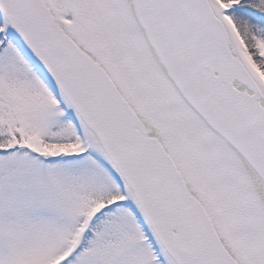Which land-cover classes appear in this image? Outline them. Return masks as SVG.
Listing matches in <instances>:
<instances>
[{
    "label": "snow or ice",
    "instance_id": "snow-or-ice-1",
    "mask_svg": "<svg viewBox=\"0 0 264 264\" xmlns=\"http://www.w3.org/2000/svg\"><path fill=\"white\" fill-rule=\"evenodd\" d=\"M0 264H264V0H0Z\"/></svg>",
    "mask_w": 264,
    "mask_h": 264
}]
</instances>
